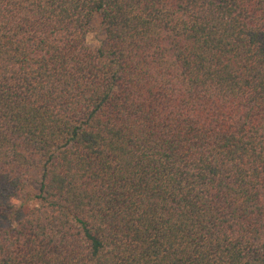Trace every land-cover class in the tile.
<instances>
[{"label": "trees", "instance_id": "trees-1", "mask_svg": "<svg viewBox=\"0 0 264 264\" xmlns=\"http://www.w3.org/2000/svg\"><path fill=\"white\" fill-rule=\"evenodd\" d=\"M1 212L0 264H264V0H0Z\"/></svg>", "mask_w": 264, "mask_h": 264}, {"label": "rangeland", "instance_id": "rangeland-1", "mask_svg": "<svg viewBox=\"0 0 264 264\" xmlns=\"http://www.w3.org/2000/svg\"><path fill=\"white\" fill-rule=\"evenodd\" d=\"M91 33L94 34L93 41L92 42L88 41V42L92 45H99L104 37L103 36L104 34L102 30L100 29L98 22L96 24V29ZM14 218L11 215V213L9 215H5L4 213L1 212L0 213V228H4V227L11 225Z\"/></svg>", "mask_w": 264, "mask_h": 264}, {"label": "clouds", "instance_id": "clouds-1", "mask_svg": "<svg viewBox=\"0 0 264 264\" xmlns=\"http://www.w3.org/2000/svg\"><path fill=\"white\" fill-rule=\"evenodd\" d=\"M93 37H94V34L93 33H90L87 37L88 41L89 42H92L93 41Z\"/></svg>", "mask_w": 264, "mask_h": 264}]
</instances>
